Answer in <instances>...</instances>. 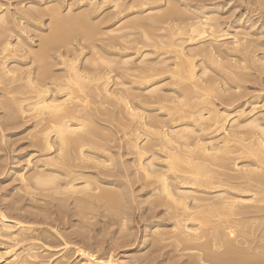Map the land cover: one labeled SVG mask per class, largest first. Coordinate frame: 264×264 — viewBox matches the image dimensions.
Here are the masks:
<instances>
[{"label":"bare ground","instance_id":"6f19581e","mask_svg":"<svg viewBox=\"0 0 264 264\" xmlns=\"http://www.w3.org/2000/svg\"><path fill=\"white\" fill-rule=\"evenodd\" d=\"M229 1L230 0H130L125 5H122L123 0H111L116 12H111L107 18L114 19L116 22L109 28L107 27L110 29L108 32L109 34L120 33V31L123 33L111 39L108 36L111 40L108 42L112 45V47L110 46L112 51L114 45L116 46V44L122 43L123 49L117 47V49L120 48L118 52L114 46V49L120 56V60L115 64V60H112V62L104 56L101 57L102 55L99 56V51L95 53L97 55V58H94L95 60L92 62L89 60L91 65L89 64L88 66H91V71L98 68L100 69L102 68L101 66H104L103 68H107V72L109 70L108 73L110 74L112 73L111 70L114 65L116 67L119 66L120 70L117 72L114 71L116 74L113 81L107 76L110 74H100V72H93V75L82 74L80 72L81 68H77L73 63L65 62L62 54L57 53L56 55V52L54 54V51H58L57 48L62 47L63 43H65L63 44L64 47L66 45L67 47H71L72 44L69 45L71 43L69 41L72 40L73 42V37L74 35L76 37V34L85 35L87 40H90L89 42H92L96 36H98V39L100 36L102 37L103 34L101 33L103 32L100 30V33L97 28V25L100 24V20L98 19L99 21H96L98 24H96L94 21L97 19V16H95V18L92 17L96 15V12L92 13L90 9H87V11L79 15H77L78 13H71V15L74 14L76 16H69V7L66 18L69 16L70 19H68V26H66L64 25L66 22L62 21V17L64 18L63 20L66 19L65 16L59 13L61 11H56L58 8L55 9V7H52L55 10L52 9L53 11H51L50 14L53 13L52 16L57 18V21H55V29L51 35L47 33L48 36L46 35V37H43L42 41H40V45L41 42L43 45L40 47H45L44 50L39 48L41 52L42 50H48L47 53L53 51L50 53L51 58L54 63L57 61L56 64L65 67V70H63L64 74L60 71L62 74L56 73L55 76L50 70L52 69L50 68L51 66L49 67V65L45 64L46 67L44 66L39 73H37L38 70H36L35 75L33 73L31 74L30 71L23 84L17 83L19 81L16 82L13 75V77L10 76L12 78L8 82L6 81L8 84H4L5 87L0 89L4 91L3 93L5 95L7 94L6 97L8 96L7 99L4 97V101L3 96L1 97L0 108L5 111V114H3L6 115L7 118L8 116H12L9 121L6 119V124L3 123L4 119L2 123H0V134L6 130V126L8 127V125L14 127L15 125L18 126L17 123L23 122L26 124L29 122L32 123L33 121L31 125L32 129L28 130L26 138H29L28 141L34 150L22 156V158H26L24 159V168L22 170H20V168L13 172L14 170L12 168V172L15 173L17 176L16 179L19 181V186H16L18 192L23 193L21 194L23 196L29 197L26 199H30L29 201L34 203L44 202L49 206L53 204V208L55 206V211H57L54 212L58 216H60L61 213L65 214V212H63L65 210L67 212V204L69 200H71L72 203H70L73 205V208L71 209L69 206L71 209L70 211L74 210V212L78 214L75 213L77 216L80 215L78 218L82 216V223H84L83 221L85 220L88 221L86 218L88 217L87 214H91L89 212L92 208H88L89 203L91 201L95 202L97 199H99L98 202H100V200L103 202L102 194L104 195L105 193L102 192H106L108 195L105 197L107 198L106 201H104L103 204L100 203L101 205L105 207V202L109 207H111L110 204H116V199L121 198H118L116 195L117 193L114 196H117L116 199L114 197L112 198V196H110L111 193L108 192L112 190L106 188V186L105 189H109L108 191L102 189L100 186L102 183L100 182L103 181V179L100 181L91 179L94 176L90 177V174L88 177L85 172L75 171L76 169L74 168L78 167V169L81 170L79 167L83 164H85L83 167H86L87 163H90L91 165L89 166L94 168H103L105 170L112 168L108 165L109 163L107 165L103 164L105 159L107 160L112 154L110 155V150L105 148L106 144L104 146V144H98L99 141H96L95 135L98 129H100V126L96 124L98 122L95 123V119L93 120L94 116L98 114L97 116L102 117V119L105 117L103 120L104 122L107 123L110 121L108 124L111 123L112 126L116 125L118 129H120L122 122H126L127 124L129 121L127 125L124 124L122 130V133H124L123 138H126V142L121 143V145L119 142V147L122 148V146H124L127 151L126 154L132 156L130 167L133 170V176L140 179L139 181L137 179V182H141L142 180L141 188H149L147 192H143L145 194L144 199L149 203L155 201L154 204L153 202L152 204L156 205V208L158 206L159 209L162 207L163 214L168 216L171 222L169 227L171 228L170 236H172L170 238L166 235L168 239L170 238L169 241L173 239L174 246H178L179 244L182 245L181 252L183 253L185 252L184 250L188 252V250L194 249L197 253H200L202 250L204 251L202 252L205 253V250L208 252L213 247H222L225 251L221 258L217 255L218 258L214 256L212 259L210 256L212 262L215 260L214 262L216 264H264V222L263 225L261 224L263 228H260L261 230L258 231V223L262 220L264 221V110L256 111V106L251 101L250 102L255 107H250L249 111L244 110L243 108H245L246 105L244 107L243 105L246 102L243 100L242 102L245 103L239 104L241 96L240 98L238 97V99L236 97L241 94L238 93L239 91L235 92L236 89L241 88L242 85V83H239L241 84L239 85L236 81H246L249 76L244 75L243 70H248L250 67L252 68L254 66L259 72L262 71L264 73V40L261 47L258 46L259 48L256 46L255 42L251 40L252 37H257V35L261 33V26H264V21L261 19L264 18V13L259 9L260 5H257L258 9L261 10L259 12L257 9H249L248 5L246 7L245 4V7H243L244 5L242 6V2L239 6L243 8L233 6L235 12L232 10V13H234H230V15H232L228 18H224V15L228 12L224 13L223 10ZM234 1L235 3L238 2L236 0ZM235 3H233V5ZM8 18L7 16L5 17L6 20ZM260 20L263 21L261 22V26L257 30L255 29V32H250V29L253 26L255 27V24ZM9 21L12 23L11 20ZM9 21L6 23L7 21L0 17V23L2 24H9ZM51 25H53V23H51ZM13 27L14 26H12V28ZM100 27L102 29L101 24ZM124 28L125 30L128 28L127 30L130 32H125V30H123ZM12 30L13 29L10 28L8 31L11 32ZM5 32L6 31H4V33L1 32L2 34L0 33V52H3V54L5 51L10 50V42L7 39L5 40V37L2 40V37L5 36L4 34H6ZM262 34H264V31ZM259 37H257L258 40ZM102 38L100 39L102 40ZM260 39L262 40V38ZM255 41H257L256 38ZM56 43H60L61 46L55 48ZM132 43H141L144 47H149L150 50L152 48V50L147 53H140L138 52L140 48L136 49L137 51L135 54H138V56L140 54L139 61L136 60L138 57L134 59L136 63L132 61L133 56L131 57V55L129 56L125 53H123L125 55H121V49L123 52L126 51L128 48L124 46ZM103 48L106 52L107 50L105 47ZM124 48L127 49L125 50ZM27 49H29V47ZM259 50L262 54L261 58H259L260 55L259 57L256 55ZM38 52L40 51L37 50V54ZM119 52H121V54H119ZM196 52L202 59L198 62H195L196 60L194 61L193 59L194 56H197ZM44 53L43 55L41 53L39 54L40 58L42 56L44 59V56L47 54L46 52ZM151 54L154 57H152V59L148 57L150 59H147V56ZM47 56L50 57L49 55ZM47 56L45 57L48 58ZM218 57L222 58H220L221 61L217 60ZM222 60L225 61L223 62ZM85 61L87 62V60ZM206 64H208L209 67L208 65L206 66ZM213 66H215V69L218 67L220 68L216 71L217 73L210 69L211 67L213 68ZM216 66L218 67L216 68ZM197 67H199V70ZM212 72L219 75L218 77L223 81V85L227 87L232 86L234 89L236 88L235 91L226 93L224 89L220 90L216 87V80H211L215 75L212 76ZM109 79L112 82H110ZM14 82L17 84L14 85ZM163 87L171 88L165 90ZM210 87L214 89V93L210 94L212 90ZM243 88L242 90H244ZM212 94H219L220 98L222 97L225 98L226 101L229 100L230 103L232 102L233 109L236 111L231 114H223V112H227V110L221 112L215 109L217 105H215L213 101L216 98L213 99ZM245 95L247 94L245 93L243 97H245ZM235 98L239 101L234 104V102H236ZM106 100L107 103H110V101L111 103L113 102V107L116 106L117 113L114 111V113L110 111L113 113L112 115H110V112L107 113L108 107L105 108L104 105V103L106 104V102H104ZM230 103L226 105V109L230 108L228 107ZM250 104L249 106H251ZM102 106L106 109V112L102 109ZM110 106L112 105L110 104ZM219 106L226 107L223 103ZM102 110H104V112H102ZM115 114H117V117L113 116ZM6 116L4 118H6ZM230 116L232 117L229 119ZM104 130L106 131L107 129ZM125 131H128V133ZM5 137L6 136L1 135L0 138L3 140ZM111 137V139H114L113 134ZM112 142L114 141L108 139V143ZM124 158L125 157H123V159ZM110 160V164L113 165L114 162L112 163V159ZM122 164L125 167V164ZM0 167V169H2L0 172L4 173V167L1 165ZM83 167L82 170H84ZM124 167L122 170H124ZM120 168L117 169L120 171ZM86 169H88V167H86ZM108 171L110 172L111 169ZM13 179L17 182L15 178ZM114 181L111 179L104 181V183L106 182L105 184L110 185ZM21 197L22 196H20L19 201H21ZM111 198L115 199V201H112ZM17 199L16 196V200H13V202L15 201L18 203ZM29 201L25 202L34 205ZM12 206L11 203V207L9 206L8 208L12 210ZM29 206L30 205H27V208ZM151 206L150 203V207ZM34 207L36 206L34 205ZM34 207L32 206L31 208L33 209ZM47 207H36V211L28 209L33 212H28L31 214V217H28L29 220L27 219V222L25 221L26 223L17 218L18 216H14L16 220H11L13 218H11L10 215H8V219L0 212V264H2L1 260H3L4 263L5 259L9 260L6 264H46L41 257H43L44 254H48L51 257L54 256L52 253L54 249L53 246L48 245L49 243L46 241L48 238L44 237L52 230L48 231L44 229V227L43 229H38L33 225L34 222L39 225L46 223V220L43 218L49 214ZM86 208H88V210H86ZM99 208L102 209V207ZM156 208H152V211L149 210V212L153 214V210H156ZM104 209H107V207ZM19 210H21V208ZM93 210L94 209H92V213L94 214L95 212H93ZM96 210H98L97 207ZM87 211L89 212L86 214L85 212ZM106 211L103 212L105 213ZM26 212L27 210L25 213ZM109 213H111V210ZM150 214L147 216L149 217ZM50 215L48 216L50 217ZM68 215L71 217L69 212ZM120 215L123 214H119V217ZM156 217H158V214ZM114 218L116 217L114 216ZM122 218H124V216H122ZM116 219L114 220L117 221L119 225L121 224V227H123V223H126L121 220V222H119L118 218ZM167 220L168 219H165V221ZM30 221L32 222L30 223ZM81 222L79 223V227L83 229L84 227H81ZM160 223L162 222L160 221ZM107 224L108 222L106 221L105 225ZM159 224L157 222L153 223L152 226L150 225V229H153L152 231L146 228V233L148 229L155 235L153 236L155 237V239L153 238L155 243H161L164 239L166 240L165 234L162 233H167L169 235L168 232L161 233L160 230H158L157 227H160ZM119 225H117L116 228H118ZM163 228L164 226L162 229ZM56 229L54 230L53 226V234H51L53 237L55 235V238L57 237L60 239L58 240L59 243L62 240L61 245L59 244L57 246V240L55 245L57 247L62 246L61 249H58V252L61 253L60 251L67 249L68 243L65 242L67 238L64 240L63 235ZM125 230L126 229L123 230V228L121 230L120 228V232ZM165 230L166 228L164 231ZM83 231L84 229L82 232ZM76 232L78 235V230ZM45 233L46 235H44ZM78 237H80V235ZM81 237H83V235H81ZM83 240H85V238H83ZM124 241L121 242L123 243ZM39 242L41 245L38 244ZM50 243L52 244V242ZM166 244L167 247H169L168 243ZM153 245L150 246L153 247ZM161 245L158 249L166 248L165 245V247H161ZM185 245H187L186 248ZM75 246L73 254L84 260H81L83 262L82 264L120 263L117 262V259L112 257L114 255L111 256V254H108L105 258L106 255L104 254L106 253L102 256L100 251L92 249L96 252L90 253L91 251L87 252L84 251L82 247ZM156 246L155 244L153 249H155ZM174 246H172V248L175 250L176 246ZM182 248L185 249L183 250ZM214 250H216V248ZM194 251L189 253L193 254ZM58 252L55 256L59 254ZM197 253H195V255ZM211 253H213V256L216 252H210V255ZM175 254L177 253L175 252ZM260 254L263 257H258ZM195 255H191L192 258ZM198 255L199 254H197L196 257L197 259L200 256ZM184 256L187 257L186 255ZM191 256L189 257L190 259H192ZM207 256L208 255H205L206 259L208 258ZM219 256L221 255L219 254ZM60 257H62V259H57L58 261L54 264L70 263L68 261L70 258L65 259L66 256ZM189 258L187 257L188 260H190ZM194 258L193 260L195 262L196 260ZM203 258L201 256V260H203ZM46 259L49 261L51 258ZM212 262L210 263L212 264ZM185 263L190 264L191 262L187 261ZM51 264H53V262Z\"/></svg>","mask_w":264,"mask_h":264},{"label":"rangeland","instance_id":"374dc122","mask_svg":"<svg viewBox=\"0 0 264 264\" xmlns=\"http://www.w3.org/2000/svg\"><path fill=\"white\" fill-rule=\"evenodd\" d=\"M79 1V2H78ZM104 1V2H103ZM108 1V2H107ZM130 0H123V3H122V5H125L127 2H129ZM231 1V2H230ZM229 2H228V4H227V8L226 7H224V10H223V12L225 13V12H228V13H226L225 15H224V18H228V17H230L235 11H234V9H233V6H238V7H242L244 4L246 5V7H247V5H248V8L249 9H257V10H259V9H261V10H259V12L261 11V12H263L264 13V0H255V1H253V0H236V1H238V2H236V3H238V4H236L235 3V1L233 2L232 0H230ZM258 1H259V3H258ZM242 2H243V4H242ZM245 2V3H244ZM262 2V3H261ZM21 3V4H20ZM33 3V4H32ZM36 3V4H35ZM96 3V4H95ZM110 3H112L111 2V0H0V17H2V18H4V20L5 21H7L6 23H8V21L9 20H11L12 21V23L9 21V24H6V23H4V24H2V23H0V33L1 32H3L4 33V31H6L5 33L6 34H4L5 36H3L2 37V40L4 39V37H5V40L7 39L9 42H10V45H9V48H10V52L9 51H5L4 52V54H3V52L1 53L0 52V89H3V87H5V85L4 84H6L12 77H13V75H14V77H15V81L17 82V81H19V82H17V83H20V84H23L24 83V81H26V77H27V75H28V73L31 71V74L33 73L34 75L36 74V70H38V72L37 73H39L40 72V70L42 69V68H44V66L46 67V65H49V67L50 68H52V69H50L51 71H52V73L56 76V73H60V75L64 72L63 70H65V67L64 66H60V65H58V64H56L57 63V61H55L56 63H54V61H53V59L51 58V55H50V53H52L53 51H51V52H49V53H47L48 52V50H46V51H43L44 50V48H42V47H40L41 45H42V42H41V45H40V41H42V39H43V37H46V35H47V33H48V35H51L52 34V32H54V29H55V21H57V18L55 17V16H52V14H50V12L51 11H53V10H55L56 8H58L56 11L57 12H59V11H61V12H59L62 16H65V18H66V16L69 14V16L71 15V13H78L77 15H79V14H81L82 12H85V11H87V9H90V11L92 12V13H95L96 15H94V14H92V15H94V16H92V17H94L95 18V16H97V19L94 21L95 23H96V21L98 22L99 20V22H100V24L102 25V29H101V27H100V24L99 25H97V28L99 29V32H100V30L103 32V33H101V34H103L102 35V37L100 36V34H99V36H100V38H102V40L99 38H97L98 36H96V38H94V40L92 41V42H89L90 40L88 39L87 40V38H86V36L85 35H79V34H76V37H75V35H74V40H73V42H72V40L71 41H69V42H71L69 45H71L72 44V46L70 47V46H68L67 47V45L64 47L63 46V44H65V43H63L62 44V47H60V48H57L58 46H61L60 45V43L58 44V43H56L55 44V48H57L58 49V51L56 50V51H54V54H55V52H56V55H57V53L58 54H62L63 55V60H65V62H67V63H73V65H75L77 68H81L79 71L82 73V74H90V75H93V72H96V73H99L100 72V74H103V73H105V74H110V73H108L109 72V70H108V72H107V68L105 69V68H103L104 66H101L102 68H103V70H102V68H98V67H100V66H98L97 68L98 69H96V70H94V71H91L92 69H91V66L89 67L88 65L90 64L91 65V62L93 61V60H95L97 57V55L95 54V53H98L99 51H100V53H99V56L100 55H102L101 57H105L106 59H109L110 61H114L115 62V64L120 60V56L117 54V52L120 50V48H122L123 49V45H122V43H119V44H116V46H115V48H116V50H117V52H116V50L114 49V46H113V51L110 49L111 47H112V45H110V42H108V41H111L110 39L113 37H117V36H119L120 34H122L123 32L122 31H120V33L118 32V33H114V34H112V33H110L109 34V30L110 29H108L111 25H113V23L114 22H116V20H114V19H111V18H107V16L108 15H110L111 14V12L112 13H114V8H113V3L112 4H110ZM229 3H230V5H229ZM233 3H235L234 5H233ZM254 3V4H253ZM257 3V4H256ZM54 4V5H53ZM57 4V5H56ZM77 4V5H76ZM107 4V5H106ZM240 4H242V6H239ZM34 5V6H33ZM59 5H60V8H59ZM89 5V6H88ZM96 5V6H95ZM98 5H99V7H98ZM101 5H102V7H101ZM245 5L243 6V7H245ZM254 5V6H253ZM257 5L259 6L260 5V7H259V9H258V7H257ZM261 5H263V6H261ZM31 6V7H30ZM29 7V8H28ZM36 7V8H35ZM52 7H55V9L54 8H52ZM69 7H70V10H69ZM96 9H95V8ZM98 7V8H97ZM238 7H236V8H238ZM242 7V8H243ZM30 8H32V9H30ZM100 8V9H99ZM21 11H20V10ZM25 9V10H24ZM51 9V10H50ZM53 9V10H52ZM73 9V10H72ZM94 9V10H93ZM231 9V10H230ZM238 9H240V8H238ZM238 9H236V10H238ZM19 10V11H18ZM69 10V12H68V14L66 15V13H67V11ZM93 10V11H92ZM96 10V11H95ZM113 10V11H112ZM232 10L234 11L233 13H232ZM89 11V10H88ZM109 11V12H108ZM23 12H24V14H23ZM29 12V13H28ZM116 12V11H115ZM100 13V14H99ZM230 13H232L231 15H230ZM27 14V15H26ZM106 14V15H105ZM227 14H229V15H227ZM24 15V16H23ZM123 15H125V14H123ZM7 16V20L5 19V17ZM12 16V17H11ZM50 16H52V17H50ZM68 16V17H69ZM71 16H76V15H74V14H72ZM106 16V17H105ZM226 16V17H225ZM66 18L65 20H63L64 18L62 17V21H64V22H66V24H64V25H66V26H68V19H70V17L69 18ZM104 17V18H103ZM262 18V17H261ZM99 19V20H98ZM110 19V20H109ZM15 20V21H14ZM108 20V21H107ZM261 20H263L264 21V18H262ZM259 21V22H257L255 25V27L253 26L251 29H252V31H251V29H250V32H255L260 26H261V22H263V21ZM101 21H102V23H101ZM51 23H53V25H51ZM62 23V22H61ZM70 23V22H69ZM104 23H106V24H104ZM71 24V23H70ZM96 24H98V23H96ZM14 26L13 28H12V26ZM104 25V26H103ZM108 25V26H107ZM259 25V26H258ZM6 26V27H5ZM1 27H3V28H1ZM108 27V28H107ZM10 28L11 29H13L11 32L10 31H8V30H10ZM106 28V29H105ZM6 29V30H5ZM112 29V28H111ZM128 29V28H127ZM125 30V28L123 29V30H125V32L127 31V32H130L129 30ZM254 29V30H253ZM256 29V30H255ZM264 31V26L262 27L261 26V33L260 34H258L257 35V37H259V40H258V38L255 36V37H252V41H254L255 42V44H256V46L258 47H261V45H262V43H263V40H264V38H263V35L264 34H262V32ZM51 32V33H50ZM124 32V33H125ZM13 33V34H12ZM50 33V34H49ZM2 34V33H1ZM118 34V35H117ZM8 35H9V37H8ZM47 35V36H48ZM79 35V36H78ZM105 35V36H104ZM85 36V37H84ZM108 36H109V38H108ZM41 37V38H40ZM78 37V38H77ZM84 37V38H83ZM72 38V37H71ZM86 38V39H85ZM136 38H138V37H136ZM255 38L257 39V41H260V42H257V41H255ZM260 38H262V40L260 39ZM95 39H96V41H95ZM106 39H107V41H106ZM254 39V40H253ZM83 40V41H82ZM98 40V41H97ZM88 41V42H87ZM1 42V41H0ZM75 42V43H74ZM95 42V43H94ZM29 43V44H28ZM96 44V45H95ZM136 44V45H135ZM254 44V45H255ZM30 45V46H29ZM105 45V46H104ZM107 45V46H106ZM130 45V46H129ZM186 45V44H185ZM43 46V45H42ZM105 47V49L107 50L106 52L104 51V48L103 47ZM111 46V47H110ZM133 46V47H132ZM135 46V47H134ZM143 45L141 44V43H132V44H127L126 46H124V47H127L125 50L126 51H122V49H121V52H122V54H121V52H119V54H121V55H125V54H128L129 56L131 55V57H132V61H135L134 59L136 58V57H138V58H136V60L137 61H139L140 60V54H139V56H138V54L136 55L135 54V52L137 51L136 49H138V48H140V50L138 51V52H145V53H147V52H150L151 50H152V48H151V50L149 49V47H142ZM20 47V48H19ZM29 47V49H27ZM42 48L43 50H42V52H41V49L40 48ZM64 47V48H63ZM67 47V48H66ZM101 47V48H100ZM107 47V48H106ZM117 47H120V48H118L117 49ZM133 49H132V48ZM258 47V48H259ZM37 48V49H36ZM96 50H95V49ZM109 48V49H108ZM141 48H142V50H141ZM18 49V50H17ZM69 49V50H68ZM73 49V50H72ZM77 49V50H76ZM81 49V50H80ZM101 49V50H100ZM103 49V50H102ZM144 49V50H143ZM13 50V51H12ZM16 50H17V52H16ZM24 50H25V52H24ZM37 50H39L40 52H38V54H37ZM68 50V51H67ZM115 50V51H114ZM29 51V52H28ZM36 51V52H35ZM96 51V52H95ZM44 52H46L47 54L45 55V56H47V55H49L50 57H48V58H46L45 56H44V59L42 58V56H41V58H40V53L43 55V54H45ZM66 52V53H65ZM72 54H71V53ZM75 52V53H74ZM104 54H103V53ZM130 52V53H129ZM16 55H15V54ZM30 53V54H29ZM123 53H125V54H123ZM8 54V55H7ZM10 54V55H9ZM27 54V55H26ZM38 56H37V55ZM94 54V55H93ZM196 54H197V56H194L193 57V59H194V61L195 62H198V61H200V60H202L199 56L200 55H198V53L196 52ZM196 54H194V55H196ZM15 55V56H14ZM19 55V56H18ZM55 55V56H56ZM108 55V56H107ZM114 55V56H113ZM256 55H258V57H259V55H260V57L259 58H261L262 57V54H261V51L259 50V52H257L256 53ZM12 56H14V57H12ZM23 56V57H22ZM36 56V57H35ZM118 56V57H117ZM12 57V58H11ZM34 57V58H33ZM96 57V58H95ZM148 57H150L151 59H152V57H154L152 54L151 55H148L147 56V59H150V58H148ZM197 57H199V58H197ZM202 57V56H201ZM7 58V59H6ZM11 58V59H10ZM23 58V59H22ZM46 58V59H45ZM95 58V59H94ZM220 58L221 57H218V59L217 60H220ZM2 59V60H1ZM23 61H22V60ZM35 59H37V60H35ZM39 59H41V60H39ZM87 60V62L85 61V60ZM139 59V60H138ZM154 59V58H153ZM222 59V58H221ZM10 60V61H9ZM15 60V61H14ZM34 62H33V61ZM45 62H44V61ZM51 60V61H50ZM91 62H90V61ZM117 60V61H116ZM6 61V62H5ZM52 61H53V63H52ZM85 61V62H84ZM112 61V62H113ZM221 61V60H220ZM223 61V60H222ZM225 61V60H224ZM223 61V62H224ZM5 62V63H4ZM7 62H9V63H7ZM76 62V63H75ZM89 62V63H88ZM136 62V61H135ZM2 63V64H1ZM20 63V64H19ZM37 63H39V64H37ZM51 63V64H50ZM137 63V62H136ZM136 63H133V64H136ZM23 64V65H22ZM26 64V65H25ZM46 64V65H45ZM221 64V63H220ZM2 65V66H1ZM7 65V66H6ZM17 65H19V66H17ZM208 64H206V66H207ZM87 66H88V68H87ZM211 66V65H210ZM119 67V66H118ZM118 67H116L115 65L112 67V70H111V74L110 75H107L108 77H110L111 78V80L113 81V79H114V77H115V74H116V72L117 71H119L120 70V67H119V69H118ZM208 67H209V65H208ZM218 66H216V68H217ZM254 67V66H253ZM252 67V68H253ZM84 68V69H83ZM113 68H117L116 70L115 69H113ZM198 68V70H199V67H197ZM196 68V69H197ZM219 68V67H218ZM215 69V66H213V68L211 67L210 69L213 71L214 70V72H216L217 70H219V69ZM251 67L247 70V69H245V70H243V74L244 75H246V76H248L249 77V79H248V77H247V79H246V81L244 80V81H236L238 84L239 83H242V85L241 84H239V85H241V88H239V89H236V91H235V89H234V87H232V86H225V85H223V81L221 80V78L220 77H218L219 75H216V73H214V72H212L213 74H212V76H213V78H211V80H216V84H215V86L216 87H218L220 90H223L224 89V91H226V93L227 92H237V91H239L238 93L239 94H241V95H238L236 98L238 99V97L240 98V96H241V99H240V102H239V104H243V103H245L244 105H243V107L245 106V108H243L244 110H247V111H249L250 110V107L252 108V107H255L256 106V111H262V110H264V73L262 72V71H260L259 72V70L256 68V67H254L253 69H252ZM7 69V70H6ZM8 69H9V71H8ZM16 69V70H15ZM22 69H23V71H22ZM256 69V70H255ZM14 70V71H13ZM19 70V71H18ZM55 70H56V72H55ZM84 70H86V71H84ZM97 70H100V71H97ZM105 70H106V72H105ZM247 70V71H246ZM255 70V71H254ZM4 71V72H3ZM28 71V72H27ZM35 71V72H34ZM58 71V72H57ZM62 73H61V72ZM102 71V72H101ZM114 71H116V72H114ZM246 71V72H245ZM13 74H12V73ZM14 72H15V74H14ZM20 72V73H19ZM25 72H27V73H25ZM84 72H86V73H84ZM87 72H89V73H87ZM133 72H135V71H133ZM137 72H138V70H137ZM245 72V73H244ZM22 73V74H21ZM23 73H25V74H23ZM65 73H66V71H65ZM250 73V74H249ZM9 74V75H8ZM64 74V73H63ZM95 74V73H94ZM263 74V75H262ZM19 75V76H18ZM58 75V74H57ZM10 76H12V77H10ZM18 76V77H17ZM25 76V77H24ZM211 76V77H212ZM254 76V77H253ZM253 77V78H252ZM260 79H259V78ZM214 78H216V79H214ZM52 79H54V78H52ZM56 79V78H55ZM254 79V80H253ZM110 79H109V81L110 82H112ZM237 80V79H236ZM7 81V82H6ZM222 81V82H221ZM248 81V82H247ZM244 82V83H243ZM16 83V84H17ZM8 84V83H7ZM15 84V82H14V85H16ZM214 84V83H213ZM220 84V85H219ZM218 85V86H217ZM244 85V86H243ZM166 86V85H165ZM244 88H243V87ZM168 87V86H167ZM165 88V87H163L165 90H169L171 87H169V88ZM240 87V86H239ZM211 88V87H210ZM231 88V89H230ZM242 88L244 89V90H242ZM212 90H211V92H210V94L211 93H214L213 92V88H211ZM230 90H232V91H230ZM240 90H241V92H240ZM262 90V91H261ZM224 91H222V92H224ZM243 91H245V92H243ZM248 93H247V92ZM4 91L2 90H0V99H1V97L3 96V101L5 100V99H7V97H6V95L3 93ZM2 93H3V95H2ZM246 93L247 95H245V97H243V95ZM243 94V95H242ZM253 94V95H252ZM5 95V96H4ZM213 96V99L214 98H216V99H214V101H213V99H212V101H213V103L215 104V105H217V107H215V109H217V110H220L221 112H223L224 110H227V112H223V114H231L232 112H235L236 110H234L233 109V103L231 102H229V100H227L226 101V99L225 98H220V96H219V94L218 95H216V94H212ZM251 96V97H250ZM4 97H5V99H4ZM218 97H219V99H218ZM259 97V98H258ZM235 98V99H236ZM235 99H233V100H235ZM237 99H236V102H234V104L235 103H238V101H237ZM249 99H251V100H249ZM216 100V101H215ZM245 101V102H242V101ZM110 101V100H109ZM221 101V102H220ZM232 101V100H231ZM255 105V106H253V104L251 103V102ZM1 102V101H0ZM104 102H106V104L104 103V105H105V108L106 107H108L107 108V113L108 112H116L117 113V108H116V106L115 107H113L114 105L111 103V101H110V103H109V105H108V103H107V100L106 101H104ZM227 102V103H226ZM219 103H221V104H219ZM222 103H223V105L225 104V106L227 105V104H229L230 103V105H228V107H230V108H228L229 109V111H228V109H226L227 108V106L224 108V106H219V105H222ZM251 103V104H250ZM110 104L112 105V106H110ZM219 104V105H218ZM249 104L251 105V106H249ZM107 105V106H106ZM261 106V107H260ZM103 107V106H102ZM110 107V108H109ZM218 107H219V109H218ZM104 107L102 108V109H104L105 110V112H106V109H105ZM114 108H116V109H114ZM259 108V109H258ZM261 108V109H260ZM1 110H0V123H2V121H3V119H4V122L3 123H5L6 122V119L9 121V119H10V117H12V116H8V118H7V116L6 115H4L5 114V111L2 109V108H0ZM113 109V110H112ZM223 109V110H222ZM230 109H232V110H230ZM4 112H3V111ZM104 110H102V112H104ZM110 112V115H112L113 113H111ZM4 113V114H3ZM98 115V114H97ZM94 116L93 117V120L95 121V123L96 122H98V123H96V124H98L100 127V129H98V131L96 132V135H97V133H98V135L96 136L95 135V138L97 139L96 141L98 142V144L100 143H102V145L104 144V146H105V144H106V147L105 148H107L108 150H110L109 152H110V157H108L107 158V160L105 159V162L103 163L104 165H107L108 163V165L110 166V167H112L113 168V166H114V168L112 169V168H110L111 169V171L109 172L108 170H110V169H103V168H94V167H91V166H89V165H91L90 163H87L86 165V167H88V169H86V167H83V165H85V164H83L81 167H79L81 170H79L78 169V167H75L74 169H76L75 171H79V172H85V174L86 175H88V177H89V175H90V177H96V178H91V179H95V180H101V179H103V181H101L100 183H102V185H100L101 187H102V189H104V190H112V191H108V192H110L111 193V195L110 196H112V198L115 196V194L118 196V198L120 197L121 199H116V197H114L115 199H116V201L118 202V200H119V202L117 203L116 202V204H110V206L111 207H109V205H107L106 204V202H105V207H107V209H104L105 207H104V205H101V204H103L104 203V201H106V199L107 198H105L108 194L106 193V192H102V193H105L104 195L102 194V198H103V202L100 200V202H98V200L99 199H97V201H91L90 203H89V207L88 208H92V209H94V210H96V207H97V209L98 210H96V211H94L93 210V212H95L94 214L92 213V209H91V211L89 212V211H87V212H85L86 214L89 212V213H91V214H87L88 215V217H86L85 215H83V216H85L86 218H87V220L88 221H83L84 223H82L81 222V219H82V216H81V218H78L79 216H77L78 214L76 213V212H74V210L73 211H70L72 208H73V205L71 204L72 203V201L71 200H69V203L67 204V203H65V204H67L68 205V207H67V212H66V210L65 211H63V212H65V214H62L61 213V215H63V216H58V215H56L55 214V212H57V211H55L56 210V208H55V206H54V208H53V204L51 205V206H49V205H47L46 203H44V202H32V201H29L30 199H26V198H29V197H27V196H23V195H21V194H23V193H20V192H18V190H17V187L16 186H19V181L16 179V175H15V173H13V172H15V170H18V169H20V170H22L24 167V159H26L25 157H23L22 158V156H24L26 153H29L30 151H33L34 150V148L30 145V142L28 141L29 140V138H26V134L28 133V130H31L32 129V124H33V121H32V123L31 122H29V123H23V122H21V123H17L18 124V126H14V127H12V125H8V127H10V128H8L7 126H6V130H4L3 132H2V134H0V137H1V135H4V136H6L5 138H3V140H2V138H0L1 140H0V161H1V163H0V165L2 166V167H4V173L3 172H0V212L6 217V218H8L9 216L8 215H10V217L11 218H13V219H11V220H16V219H14L15 217H17V218H19L22 222H27V219L29 220V218L28 217H31L30 215L31 214H29L30 212H33L34 210L36 211L37 209H36V207H38V208H40V206H41V208H43V206H44V208H46L47 206V208H48V215H50V217L47 215L45 218H43V219H45L46 220V225L43 223L42 225H39V224H35V222L33 223V225L36 227V228H38V229H43V227H44V229H47L48 231H50V230H52L50 233H48L47 234V236H44V237H46V238H48L46 241H47V243H49L48 245H52L53 246V254H54V256H52V257H54V258H52L51 256H49L48 254H44L43 255V257H41L42 259H44V262L46 263V264H51L52 262H53V264L54 263H56L58 260H61L62 259V257H60V256H66V258L65 259H67V258H70V260L68 259V261L70 262V263H68V264H82L83 262L82 261H84V260H82L80 257H77L76 255H74L73 253V251H74V248L76 247L75 245H77V247H82L83 249H84V251H91L90 253H95L96 251H100V254L103 256V254L104 253H106V254H104V255H106L105 256V258L108 256V254H111V256L112 255H114V256H112V257H114V259H117L118 261L117 262H120L119 264H184L185 262H191L190 264H192V261H193V264L195 263V264H211L210 262H212V259H213V257L215 256V257H217V255H218V257H222L224 254H223V252L225 251L224 250V248H219L218 246H216L215 248H216V250H214L215 248L213 247L210 251H208V252H206L207 250H205V253H203L202 251H200V253H197V252H195L194 250H188V252H186V250H184L185 248H186V246L187 245H185V248H182L187 254L190 252V253H192V251H194L195 253H197V254H199L198 256V259L196 258L197 257V254L195 255V253L193 252V254L195 255L193 258L196 260L195 262H194V260H193V258H192V256L191 255H193V254H190V256H191V258L192 259H190L189 257V254H188V256H187V254L185 253H183V252H181V246L182 245H178V246H176V248H175V250L172 248V246H174V244H173V239H171L172 240V242H171V240L169 241V239L172 237V236H170V234H171V228H169L170 227V220H169V218H168V216L167 215H165V214H163V208L162 207H160V209H159V207L157 206V208L155 207L156 205H153L154 204V202L155 201H152L153 202V204H152V202H150L151 203V205L152 206H154V207H150V203L147 201V200H145L144 199V197H145V192H147V189H149V188H144V187H142L141 188V182H142V180H141V182H137V179L138 178H136L135 176H133V173H132V168L130 167V160H131V158H132V156L131 155H128V154H126L127 153V151H126V148L124 147V146H122V148L121 147H119L120 145H121V143H125L126 142V138L124 139L123 137H124V133H122V130H123V126H124V124H126V122H122V124H121V127H120V129H118L117 127H116V125L115 126H112V124L110 123V124H108V122H110V121H108L107 123L106 122H104L103 120L105 119V117H104V119H102V117H98V116ZM6 116V118H4ZM101 116V115H100ZM114 117L116 116L117 117V114H115V115H113ZM233 116V115H232ZM232 116H230L229 117V119L232 117ZM1 117H2V119H1ZM17 118V117H16ZM129 122V121H128ZM128 122H127V124H128ZM6 124V123H5ZM118 124H119V122H118ZM126 124V125H127ZM21 125V126H20ZM112 127V128H111ZM15 128V129H14ZM104 129H107L106 131L104 130ZM117 129V130H116ZM104 130V131H103ZM116 130V131H115ZM130 130V129H129ZM15 131V132H14ZM101 131V132H100ZM107 133V134H105V133ZM110 134H109V133ZM126 133H128V131H125ZM4 133V134H3ZM103 133H104V136H103ZM120 133V134H119ZM112 134H113V136H114V139H111L112 137ZM107 135V136H106ZM122 135V136H121ZM130 137V136H129ZM128 137V138H129ZM105 140H104V139ZM6 139V140H5ZM102 139V140H101ZM108 139L109 140H113L114 142H112V143H108ZM118 139V140H117ZM121 139V140H120ZM125 140V141H124ZM119 142H120V145H119ZM2 143V144H1ZM16 146H15V145ZM116 145H118V146H116ZM14 147V148H13ZM112 147V148H111ZM120 148V149H119ZM120 150V151H119ZM89 151V150H88ZM114 153V154H113ZM122 154V155H121ZM9 156V157H8ZM116 156H117V158H116ZM118 156H119V159H118ZM127 156V157H126ZM122 157V158H121ZM123 157H125L124 159H123ZM244 157V156H243ZM19 160H18V159ZM110 159H112V163L114 162V164L113 165H111L110 163H111V160ZM121 159V160H120ZM23 161V163H22V161ZM93 160V159H92ZM114 160V161H113ZM244 160H246V159H244ZM13 161V162H12ZM93 161H95V160H93ZM25 163H26V160H25ZM122 163H124L125 164V167H124V165L122 164ZM128 163V164H127ZM122 164V165H121ZM26 165V164H25ZM117 165H118V167H117ZM22 166V167H21ZM82 167L84 168V170H82ZM121 167V168H120ZM124 167V170H122V168ZM1 168V167H0ZM12 168H13V170H12ZM17 168V169H16ZM115 168H116V170H115ZM117 168H120V171L117 169ZM246 168H249V167H246ZM251 168V167H250ZM73 169V170H74ZM0 170H2V169H0ZM7 171H8V173H7ZM13 171V172H12ZM104 172H106V173H104ZM108 172V173H107ZM8 175H7V174ZM87 173H89V174H87ZM2 174V175H1ZM10 174V175H9ZM102 174H103V176H102ZM110 175H111V177H110ZM2 176V177H1ZM5 176V177H4ZM101 177V178H100ZM13 178H15L16 180H17V182L16 181H14V179ZM105 179H107V180H115L112 184H110V185H108V184H105L104 183V181H107V180H105ZM140 179H138V181H139ZM133 184V185H132ZM140 184V185H139ZM104 185V186H103ZM112 185V186H111ZM105 186H106V188H109V189H105ZM108 186V187H107ZM129 186H130V188H129ZM140 186V187H139ZM128 188V189H127ZM132 188V189H131ZM14 189V190H13ZM134 189V190H133ZM145 189V190H144ZM14 191V192H13ZM115 191V192H114ZM144 192V193H143ZM11 193V194H10ZM20 193V194H19ZM131 193H132V195H131ZM5 194V195H4ZM16 194V195H15ZM16 196H17V202L18 203H16L15 201V203L13 202V200H16ZM19 196V197H18ZM20 196H22L21 197V201H19L20 199ZM148 197V196H147ZM146 197V198H147ZM14 198V199H13ZM101 198V199H102ZM104 198H105V200H104ZM111 198V200L112 201H115V199H112ZM134 198V199H133ZM23 199V200H22ZM3 200V201H2ZM122 200V201H121ZM133 200V201H132ZM25 201H29V202H32L36 207H34V205H31V203H27V202H25ZM71 202V203H70ZM148 202V203H147ZM11 203H12V210H11V208H8L9 206L11 207ZM26 203H27V205H30L28 208H27V205H26ZM101 203V204H100ZM147 203V204H146ZM37 204V205H36ZM41 204V205H40ZM91 204V205H90ZM148 204H149V206H148ZM25 205V206H24ZM45 205H46V207H45ZM92 205H94V206H92ZM95 205H96V207H95ZM116 205V206H115ZM24 206V207H23ZM34 207L33 209L31 208V207ZM69 206H70V208H69ZM86 206V205H85ZM114 206V207H113ZM53 209H51V208ZM94 207V208H93ZM99 207H102V209L101 208H99ZM104 207V208H103ZM150 207V208H149ZM21 208V210H19ZM23 208V209H22ZM88 208H86V210H88ZM111 208V209H110ZM113 208V209H112ZM117 208V209H116ZM155 209L156 208V210H153V212L155 213V215H154V213L152 214V212H149V210L150 211H152L151 209ZM162 208V209H161ZM28 209H30V210H33V211H30V210H28ZM111 210V213H109L110 212V210ZM27 210V212L26 213H28L29 214V216H28V214H26L25 213V211ZM50 210V211H49ZM107 210V211H106ZM113 210V211H112ZM148 212H147V211ZM51 211H52V213H51ZM55 211V212H54ZM103 211H106L105 213H106V215H105V213L103 212ZM118 213H116V212ZM12 212V213H11ZM54 212V213H53ZM68 212H69V214H70V216L71 217H69V215H68ZM102 212H103V214H102ZM158 212V213H157ZM161 212V213H160ZM36 213V212H35ZM73 213V214H72ZM77 215H76V214ZM123 214V215H120V217L122 218V216H124V218H122V220H121V218L119 217V214ZM152 214V216H151V214ZM158 214V217H156L157 216V214ZM26 214V215H25ZM93 214V215H92ZM102 214V215H101ZM114 214V215H113ZM117 214V215H116ZM148 214H150L149 215V217L147 216ZM160 214V215H159ZM66 215H68V216H66ZM90 215H91V217H90ZM154 215V216H153ZM15 216V217H14ZM22 216V217H21ZM26 216V217H25ZM77 216V217H76ZM101 216V217H100ZM111 216H112V218H111ZM114 216L116 217V218H118V221L119 222H121V221H125L126 223H123V227H121L118 223H117V221H115L114 219H116V218H114ZM127 216V217H126ZM160 216V217H159ZM162 216H164V217H162ZM49 219H48V218ZM125 217H126V219H125ZM152 217V218H151ZM153 217H155L156 218V220H155V218H153ZM26 218V219H25ZM89 218V219H88ZM109 218H111V219H109ZM119 218H120V220H119ZM150 218V219H149ZM158 218H160V219H158ZM9 219V218H8ZM24 219V220H23ZM48 219V220H47ZM61 219H63V220H61ZM79 219H80V222H81V227L84 229V234H83V232H82V230L83 229H80V222H79ZM124 219V220H123ZM165 219H168L167 221H165ZM94 220V221H93ZM113 220H114V222H113ZM117 220V219H116ZM93 221V222H92ZM106 221L108 222V226L107 225H105L106 224ZM151 222V223H149V222ZM160 221L162 222V223H160ZM25 222V223H26ZM32 221H30V223H31ZM111 222V223H110ZM113 222V223H112ZM158 222V224H159V226L160 227H157L158 228V230H160V232L162 233V232H168L169 233V235L167 234V233H162V234H165V237H166V235H167V237L169 236L170 238L168 239L167 237H166V240L164 241L163 240V242L161 241V243H155V240L153 241V238L155 239V237H153V236H155V235H153V232H151L152 230L150 229V227L152 226V224L153 223H157ZM168 222V223H167ZM263 220L262 221H260L258 224H259V228H258V231L259 230H261L263 227H264V225H263ZM57 223V224H56ZM77 223V224H76ZM105 223V224H104ZM50 224H51V226H52V229H51V226H50ZM83 224V225H82ZM114 224H116V225H114ZM125 224V225H124ZM163 224V225H162ZM263 225V227H262V225ZM32 225V224H31ZM111 227H110V226ZM117 225H119L118 226V228H116L117 227ZM151 225V226H150ZM261 225V226H260ZM53 226H54V230L56 229L59 233H61L62 235H63V237H64V240H65V242H67L68 243V246H67V249L66 250H63V251H60L61 253H59L58 252V249H61V247H57L59 244L61 245L62 244V240L60 241V243H59V241L58 240H60L59 238H55V235H54V237H53ZM78 226V227H77ZM86 226V227H85ZM164 226V228L162 229V227ZM46 227V228H45ZM87 228V229H86ZM108 228V229H107ZM120 228H121V230H122V228H123V230L124 229H126L125 231H122V232H120ZM146 228H148V229H150V230H148L147 229V233H146ZM160 228V229H159ZM166 228V230L164 231V229ZM261 228V229H260ZM78 230V235H77V230ZM80 229V230H79ZM118 230V231H117ZM132 230V231H131ZM167 230H169V231H167ZM82 232V233H81ZM117 232V233H116ZM125 232V233H124ZM150 232V233H149ZM52 233V234H51ZM152 233V234H151ZM258 233V232H257ZM50 234V235H49ZM44 235H46V233L44 234ZM76 235H77V237L80 235V237H76ZM81 235H83V237H81ZM122 235V236H121ZM50 237V240H49V237ZM52 236V237H51ZM124 237H125V239H124ZM152 237V238H151ZM164 237V236H163ZM83 238H85V240H83ZM81 241H80V240ZM58 241V244H57V246H55L56 245V243H57V241ZM69 240V241H68ZM125 240V241H124ZM151 240H152V243H151ZM168 240V241H167ZM121 241H124L123 243L121 242ZM50 242H52V244L50 243ZM64 242V241H63ZM154 242V243H153ZM169 242H170V244L172 245H170L169 244ZM42 243V242H41ZM46 243V244H47ZM118 243H120V244H118ZM144 243V244H143ZM163 243V244H162ZM166 243H168V246L169 247H167V244ZM175 243V242H174ZM39 245H41L40 244V242L38 243ZM71 245V247H70V245ZM154 244V245H153ZM155 244L157 245L156 247H155V249H153V247L155 246ZM158 244H159V247H158ZM162 244V245H161ZM166 244V245H165ZM115 245V246H114ZM118 245V246H117ZM153 245V247H151V246ZM160 245H161V247L162 246H166V248L165 249H162V251H161V249H158V248H160ZM164 246V247H165ZM174 246V247H175ZM56 247H57V249H56ZM163 247V248H164ZM177 247H179V248H177ZM195 247H197V246H195ZM219 249H218V248ZM70 248V249H69ZM115 248V249H114ZM159 250V252H158V250ZM199 248V247H198ZM71 249H73V250H71ZM87 249H89V250H87ZM96 250V251H93V250ZM98 249V250H97ZM218 249V250H217ZM152 250V251H151ZM155 250H157V251H155ZM179 251V252H177V251ZM40 251V250H39ZM65 251V252H64ZM70 251V252H69ZM173 251H175L177 254H175V252H173ZM197 251H198V249H197ZM57 252L59 253L58 255H56L55 256V254H57ZM202 252V253H201ZM210 252H216V253H214V255L212 256V254L213 253H211V255H210ZM221 252V253H220ZM182 253H183V256H182ZM207 253V254H206ZM209 253V254H208ZM65 254V255H64ZM203 254H204V256H203ZM216 254V255H215ZM219 254L221 255V256H219ZM223 254V255H222ZM46 255V256H45ZM72 255H74V256H72ZM177 255H179V256H177ZM181 255V256H180ZM184 255H186L190 260H188L187 259V257H185ZM205 255H208L207 257V259L205 258ZM263 255V254H262ZM116 256V257H115ZM201 256H202V258H203V260H201ZM210 256L212 257V259H210ZM59 257H60V259H59ZM217 257V258H218ZM258 257H263V256H261V254L260 255H258ZM6 258V257H5ZM46 258H51L49 261H48V259H46ZM104 258V257H103ZM104 258V259H105ZM47 261H46V260ZM58 259V260H57ZM200 259V260H199ZM209 259H210V262H209ZM215 259V258H214ZM82 260V261H81ZM187 260V261H186ZM192 260V261H191ZM197 260H198V262H197ZM207 260V261H206ZM9 260H4V263L6 264L7 262H8ZM67 261V262H68ZM215 260H213V262H214ZM49 262V263H48ZM213 262H212V264H213ZM1 263L2 264H4L3 263V260H1ZM185 264H188V263H185ZM214 264H216L215 262H214Z\"/></svg>","mask_w":264,"mask_h":264}]
</instances>
